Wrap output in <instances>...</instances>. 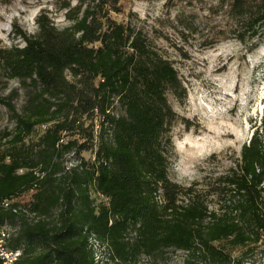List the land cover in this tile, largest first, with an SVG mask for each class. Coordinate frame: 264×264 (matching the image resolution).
I'll use <instances>...</instances> for the list:
<instances>
[{"label": "trees", "instance_id": "1", "mask_svg": "<svg viewBox=\"0 0 264 264\" xmlns=\"http://www.w3.org/2000/svg\"><path fill=\"white\" fill-rule=\"evenodd\" d=\"M61 9L68 25L43 10L34 33L13 24L23 45L0 47V77L24 90L19 109L0 95L14 122L0 138V224L16 225L13 264H98L92 239L107 251L100 264L168 249L191 264H240L264 246V111L225 171L173 181L172 128L188 127L169 101L186 99L177 69L146 33L113 17L130 16L120 0ZM175 23L251 43L264 37V0H216L203 20L182 10Z\"/></svg>", "mask_w": 264, "mask_h": 264}, {"label": "rangeland", "instance_id": "2", "mask_svg": "<svg viewBox=\"0 0 264 264\" xmlns=\"http://www.w3.org/2000/svg\"><path fill=\"white\" fill-rule=\"evenodd\" d=\"M215 1L120 0L130 16L113 15L117 21H129L146 33L157 51L173 63L186 88L182 103L169 96L174 111L188 122V127L178 121L172 128L169 177L183 185L214 177L230 167L248 140L251 125L264 111V37L241 43L218 34L209 24L201 23L197 31H187L175 23V15L182 10L192 11L198 21L203 20L206 7ZM64 2L74 5L77 0H11L1 5L0 47L23 45L12 32L13 24L34 33L36 16L43 10L58 28L68 25L61 9ZM0 95L11 97L16 109L24 101V90L16 80L0 77ZM13 126L11 113L0 103V138ZM83 156L88 157V153ZM65 159L67 167L74 165L72 155ZM15 226H6L10 234ZM91 246L100 264L107 257L106 248L93 239ZM136 264L191 263L184 252L168 249L155 257L141 256ZM240 264H264V246H258Z\"/></svg>", "mask_w": 264, "mask_h": 264}, {"label": "built area", "instance_id": "3", "mask_svg": "<svg viewBox=\"0 0 264 264\" xmlns=\"http://www.w3.org/2000/svg\"><path fill=\"white\" fill-rule=\"evenodd\" d=\"M18 254H13L11 249L3 247V224H0V260L2 264H13Z\"/></svg>", "mask_w": 264, "mask_h": 264}, {"label": "bare ground", "instance_id": "4", "mask_svg": "<svg viewBox=\"0 0 264 264\" xmlns=\"http://www.w3.org/2000/svg\"><path fill=\"white\" fill-rule=\"evenodd\" d=\"M5 204H6V203H5ZM6 226H7V225H6ZM6 226L3 225V247H7L8 238L10 237V233H9L8 229L6 228ZM11 252H12L13 254H18V257H19V255H20V252H19V251H13V250L11 249ZM18 257H17V258H18Z\"/></svg>", "mask_w": 264, "mask_h": 264}]
</instances>
